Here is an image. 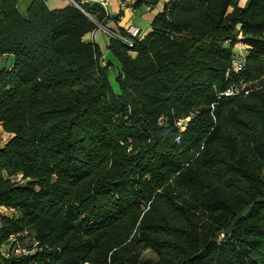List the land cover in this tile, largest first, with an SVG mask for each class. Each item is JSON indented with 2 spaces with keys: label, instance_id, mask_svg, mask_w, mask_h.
<instances>
[{
  "label": "trees",
  "instance_id": "obj_1",
  "mask_svg": "<svg viewBox=\"0 0 264 264\" xmlns=\"http://www.w3.org/2000/svg\"><path fill=\"white\" fill-rule=\"evenodd\" d=\"M18 1L0 0V264H264V0H135L162 6L136 38L122 10ZM110 20L132 40L108 36L117 90L84 40Z\"/></svg>",
  "mask_w": 264,
  "mask_h": 264
},
{
  "label": "crops",
  "instance_id": "obj_2",
  "mask_svg": "<svg viewBox=\"0 0 264 264\" xmlns=\"http://www.w3.org/2000/svg\"><path fill=\"white\" fill-rule=\"evenodd\" d=\"M45 2V4L47 5V7L49 9H59V8H63L67 5H69L68 0H43ZM83 2H90L91 0H82ZM135 0H111V4L108 7V13L110 16H114L116 14H118L121 10L123 11L124 15L127 14V9H129L131 11V16L134 17V20L137 17H140V20L145 21V24H148V27H145L144 31L142 30L143 28L138 27V25L132 24V23H127V24H121L120 22L124 19V15L123 17L120 19L118 26L119 27H123L124 29H128V27L130 26H135L140 28V32L143 35H146L149 31H150V23L153 20V18L155 17V15L161 10L162 6H158L156 8V10H150L149 8H145L144 10H134L131 7V4L134 2ZM31 3V0H19L18 1V10L20 11V13L23 16H26V12L29 8V5ZM111 7V10H110ZM133 20V21H134ZM132 24V25H131ZM144 26V25H143ZM107 27H109L110 29H116L117 25L114 24L113 21H108L107 23ZM97 33H100V37L104 38L103 41H99V38H96L98 35ZM84 40L86 42H97L100 45V48L102 46V44L105 45L106 48V52L103 53V57L105 60L107 61H115L113 59V57L111 56V59H109V57H107L109 55V51H108V45H109V37L104 34V32L102 30H97L93 33H90L88 35H86L84 37ZM102 49V48H101ZM10 61V60H9ZM117 63V62H116Z\"/></svg>",
  "mask_w": 264,
  "mask_h": 264
},
{
  "label": "rangeland",
  "instance_id": "obj_3",
  "mask_svg": "<svg viewBox=\"0 0 264 264\" xmlns=\"http://www.w3.org/2000/svg\"><path fill=\"white\" fill-rule=\"evenodd\" d=\"M68 3L69 4H72L69 0H68ZM247 3V0H240L239 1V6L240 7H244ZM110 10H111V7H110ZM124 19L120 22L121 24H127V23H132V24H135V25H138V27L140 28H143L142 30L144 31L145 27H148L149 25L148 24H145V21H142L140 20V17H137L135 20H134V17L131 16V11L129 9H127V14L124 15L123 17ZM134 20V21H133ZM131 24V25H132ZM144 25V26H143ZM101 28V27H99ZM99 30H102V29H99ZM117 30V28L115 29ZM104 32V30H102ZM141 33V32H140ZM105 34V32H104ZM97 37L96 38H99V41H103V39L105 38H101L100 37V33H97ZM106 39V38H105ZM97 43V42H96ZM101 51L102 53H105L106 52V48H105V45L102 44L101 46ZM236 49L238 51V54H239V58L240 57H245L246 56V53H247V50H248V47L246 45H244L243 43H239L236 45ZM109 57V59H111V54L109 53V55L107 56ZM114 67L112 66V69L110 71V74H109V80L111 82V84L114 86V88L117 90L118 86L116 84V81H115V76H116V72H117V63L116 61H113L112 62ZM12 137L11 134L5 132L2 127L0 126V147L4 146L5 143H7L9 141V139ZM11 212L10 211H7L6 209H2L1 210V214L5 215V214H10ZM28 242V241H27ZM146 256H151V253L150 251H147L145 253Z\"/></svg>",
  "mask_w": 264,
  "mask_h": 264
},
{
  "label": "built area",
  "instance_id": "obj_4",
  "mask_svg": "<svg viewBox=\"0 0 264 264\" xmlns=\"http://www.w3.org/2000/svg\"><path fill=\"white\" fill-rule=\"evenodd\" d=\"M74 6L78 7L79 9H82L81 4L84 3L82 0H69ZM91 3H96L99 6H101V8H103L106 12H108V7L111 4V0H91ZM102 30H104L105 34L107 36H114L117 37L118 39H120L124 44L128 45V46H132V40L130 38L127 37H123V36H119L116 33H114L111 29L107 28V27H103L100 26ZM127 33L130 35L131 38H136L140 35V28L135 27V26H130L127 29ZM244 57H236L233 62H232V66H233V70L235 72H240L243 67H244ZM234 94V90L230 89L227 92H225V96H230ZM11 241H14V239L12 238ZM12 246V245H11ZM5 251V250H4ZM9 250L5 251L8 252ZM24 250L20 247V245H16V247L14 248V252L19 254L21 252H23Z\"/></svg>",
  "mask_w": 264,
  "mask_h": 264
}]
</instances>
